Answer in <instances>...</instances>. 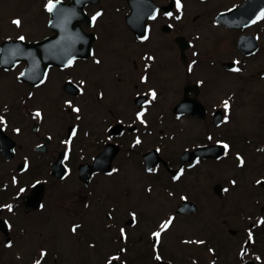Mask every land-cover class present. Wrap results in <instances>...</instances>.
Here are the masks:
<instances>
[{"label":"flooded vegetation","instance_id":"1","mask_svg":"<svg viewBox=\"0 0 264 264\" xmlns=\"http://www.w3.org/2000/svg\"><path fill=\"white\" fill-rule=\"evenodd\" d=\"M246 1L236 0L222 8L220 0H195L200 10L192 17L188 9L190 0H180L181 9H177L176 0H53V3L62 4L60 11L65 18L53 27L52 15L46 10L49 0H41L37 10L45 17L44 26L48 34L38 39L29 38L27 22L22 16L10 18L8 26L14 33H0V55L4 42L19 41V37H24L26 43H44L64 33L62 31L67 32L71 19L72 24H79L77 29L81 33L76 38L78 43L73 45L78 49H88V41L92 40L89 49L93 55L72 60L70 66L51 67L43 83L37 86L18 81L25 88L24 104L29 106L28 109L20 106L25 126L14 125L12 101L0 99V264H16L13 259L29 264H36L38 260L41 264H66L65 254L59 248L57 215L65 214L71 211L70 206H75L60 201L61 193L70 190L74 180L84 189L80 194L83 202L73 216L75 221L68 227V234L79 247L77 253L68 252L72 264H109L110 260L112 264H218L222 259L216 242L219 241L218 233L200 238L185 235V227L181 228L183 231L179 235L174 232L181 217L196 221L203 214L200 195L204 196V181L212 184V193L221 205L215 209V215L220 216L222 209L228 211L232 223L224 220L225 228L240 226L230 229L229 233L239 238L243 234L242 241H238L236 255L230 253L229 261L234 264H264V223H261L264 220V193L259 201H254L256 206L261 205L260 211L254 212L253 193L248 191L244 180L236 173L221 177L215 168L211 169L226 162L230 164L234 159L236 169L246 170L247 156L253 151L247 122L237 126L239 122H236L235 113L237 99L246 101L248 96L255 97L258 93L264 96L262 88L254 89L255 83H264V19H256L243 31L228 28L218 21V18H227ZM263 1L254 0V10L262 8ZM98 12L101 15L93 23L91 18ZM17 19L21 21L20 26L13 24ZM118 22L125 32L124 38H129L126 60L132 62L133 59L140 67L138 83H132L130 92L124 83L127 69H122L123 66L120 65V70L114 71L111 78L102 74L104 66H107V58L102 51L113 50V40L118 36L113 27ZM201 23L233 36L231 57L224 59L216 54L205 64L208 68L219 67L224 77L217 79V83L230 85L233 79L239 82L233 91L220 99L213 97L210 81L199 76V70L204 66L201 64V50L193 39L195 33L188 34L190 28L197 29ZM157 32L160 38H167L162 43L167 51L176 50L188 80L181 86L179 98L171 100L167 107L162 103L167 99L168 91L154 81L158 65L166 69L168 66L163 65L159 53L152 50ZM144 36L148 39H143ZM217 38L220 43L222 36ZM4 63L11 64L12 60L5 59ZM255 66L260 68L255 71ZM26 67V62L15 69L0 67V79L14 76L18 80ZM234 68L240 71H233ZM50 87L57 91L59 113L53 108L49 111L50 108L43 105L42 92ZM109 90L120 94L121 104L110 99ZM153 91L156 93L154 100L151 97ZM226 100L230 105L227 111L224 108ZM74 108L80 111L75 112ZM37 111L41 114L39 117L35 116ZM141 112L144 115L138 118ZM196 122L200 125V132L191 137L187 125ZM73 130L75 136L72 135ZM26 140L31 141L29 145L24 142ZM167 140L175 141L174 146L177 147L170 149ZM224 144L229 147L227 154L223 150L221 155ZM239 144L242 150L235 149ZM256 145L259 146L257 153L264 154V141ZM104 150L107 160L116 156L113 161L115 171L93 172L84 179L81 167L92 166ZM133 164L143 175L138 180L143 184L142 190L147 197H153L154 191L160 189L174 200V204L157 218L151 216L150 219L145 213L139 217V212L134 209L127 220H120L117 216L120 204H110V197L100 189L102 179L131 172ZM177 175L180 178L174 179ZM254 187L264 190V175L259 176ZM129 194V190H124L123 198ZM9 205L11 211L7 207ZM170 218L172 225L161 233L157 243L153 233L161 231V224ZM149 220L150 224H143ZM90 225L99 227V233L104 236H95L97 241L86 237L92 236L83 233L91 230ZM74 226H78L75 232ZM121 229L124 230L123 235ZM82 235H86L85 238ZM199 241L203 243H196ZM9 242L11 247L7 246ZM170 242L178 243V251L182 252L173 249ZM191 244L203 247L213 259L205 262L203 257L184 254L183 249ZM41 252L46 256L41 258Z\"/></svg>","mask_w":264,"mask_h":264},{"label":"rangeland","instance_id":"2","mask_svg":"<svg viewBox=\"0 0 264 264\" xmlns=\"http://www.w3.org/2000/svg\"><path fill=\"white\" fill-rule=\"evenodd\" d=\"M39 1L41 2V0H2L0 3V33H14V31L8 26L9 20L13 16L19 15L23 17L25 22H27L26 30L30 39H38L42 36L47 35L48 31L44 26L45 17L39 15L37 10ZM46 1L47 0H45V2ZM235 1L236 0H220L222 4L220 6L222 8H225ZM188 9L189 14L193 17L198 13L200 7L195 4V0H190ZM191 20H193V18H191ZM196 26L199 25H194L193 27ZM113 29L116 30L118 36L115 40H113L114 47L111 52L108 50L102 51V54L107 58V66H104V71L102 74L105 77L111 78L113 72L116 70L119 71L120 65L123 66L122 69H127V71L124 72L127 75L124 83L129 87L130 92V88L133 87L131 86L133 85L132 83H138L137 78L140 67H138V64H136L133 59L132 62H127L126 60V57L129 54V50L126 48L127 44L129 43V38L127 36L126 38H124L125 32H123L122 25L120 23L116 24ZM189 33H195L193 35V39L196 42V46H198V48L201 50V64L204 63V66L199 70V76L208 79L212 84V91L214 93L213 97L217 96L219 97L218 99H220L221 97L226 96L230 91H233V89H235L236 83L238 85L239 82H237L236 79H230L232 80V83H230V85H227L226 83H217V79L219 80L220 77H224L222 72L220 73L219 67L217 66L214 68H208L205 64H207L209 60H213L216 54L223 56L224 59H226L227 57L230 58L231 55L229 56V53L233 50V36L230 34H225L220 30L215 29L214 26H210L205 23H201V26H199V28L197 29L190 28L188 34ZM156 34L158 36H156V39L152 44V50H154L157 54L159 53L161 63L163 65L167 64L168 66L166 69L162 68L160 64L158 65L156 74L154 75V81H156L158 85L164 86L167 89L168 100L166 99L162 103V106L167 107L169 106V103H171V100L179 98L180 88L183 84L188 82V80L185 79L186 77L184 74V66L182 65L180 60L177 59L176 50L172 51L171 53L167 51L162 44L164 41H167V38H160L158 32ZM218 36H222L220 43L216 41L218 39ZM259 68V66H255L253 67V70L257 71ZM95 77H97L96 74ZM227 80L229 79H225V81ZM255 85L256 87H254V89L262 88L264 90V83L257 82L255 83ZM2 86H4V89L2 88ZM24 89L25 88L20 85L17 78H15L14 76L8 77L6 79H0V99L5 101H12L14 106L13 123L17 126H25V122L22 121L23 115H20V106L25 107V109H28L29 107L28 104H24ZM55 90L51 87L46 89L42 92L41 98L44 99L43 105L47 108H50L49 111H51L53 108L59 113L60 103L58 102V94ZM114 92L116 93V90ZM115 93H113V91H110V99L114 103L121 104L122 100L118 98L120 94ZM237 103L238 107L236 105L235 113V118H237L236 122H239V124L237 123V126L240 127L243 121H246L252 135L250 136V138L253 141V151L250 152L247 156L248 166L246 170L240 171L236 169L237 166L235 160L233 159L230 164L226 162L224 164H221V166H217L218 168L213 166L211 167V169L215 168L221 177L231 176L235 173L236 175H239L248 187V191L253 193L251 194L253 211L259 212L261 205L256 206L254 204V201H259L260 198L263 197L262 193H264V190L262 188H255L254 182L259 178V176H261V174L264 175V154L261 155L257 153V149L259 148V146L256 145L259 141H264V96L258 93L255 97L248 96L246 101L243 99H237ZM22 104H24V106ZM96 122L97 119L94 123ZM187 127L189 129V134H191V137H193L194 134H198V132H200V125L198 122H196L195 124L189 123ZM196 138L197 137H194V140H196ZM24 142L28 144L31 141L26 140ZM174 142H172L171 140H167L166 144L171 145L170 149H173L174 147H177L174 146ZM235 149L242 150V147L239 144V146H236ZM261 164H263V166ZM131 167V172H125L120 176H114L113 178L109 179H102L100 189H102V192L108 194V197H110L111 200L110 204H120V209H118L117 212V216L118 218H120V220H127L129 216H132L131 212L134 209L139 212L137 213L139 217L142 213H145V215L149 218L151 216L157 218L168 208H170L171 204H174V200L169 199V197L166 196L163 190L160 189H156L154 191L153 197H147L145 191L142 190L143 184L140 182V180H138V177L142 178L143 175H140L138 173L137 167H135L134 164L131 165ZM71 185L72 187L70 190H66L61 193L62 198L60 201L66 205L74 204L75 206H70L71 211H66L67 213L65 214L57 215V224L59 226H56V230L59 232L61 240L59 248L65 254L64 262H66V264H72V260L68 256L70 255L68 252L73 251L74 253H77L79 251V247L73 242L70 235L68 234V227L70 223L75 221L73 216L75 212L78 211L79 204L83 202V196H80V194L84 189L76 180H74ZM204 186V196L203 194L200 195L203 214L196 221L193 218L181 217L180 222L177 224L174 232L176 233V235H179L180 232L183 231L181 230V228L185 227V235H187L188 237L200 238H209L211 235H214V232L218 233L219 241L216 242L221 249L222 255V259L218 262V264H234L233 262L229 261V256H231L232 253V255H236L238 250V241H242L243 234L240 238L238 236L234 237L229 233V230L233 228L238 229L240 226H228V229L225 228L223 224L224 220L231 222L229 218L230 216L227 214L228 211L222 209L220 216L217 217L215 215V209L220 208L221 205L219 203V200H217L216 196L212 193V184L210 182L204 181ZM124 190L130 191V194L128 195V197H126V199L123 198ZM165 203L167 205H165ZM69 213H72L71 216H68ZM142 218L145 219V216H143ZM150 223L151 220L143 224L145 225ZM89 227H91V230L87 229L86 232L83 233L92 236L90 237L82 235V237L84 236L85 238L86 236L89 237L90 240L97 241L98 238L95 236H104L102 233H99V227L96 228L91 225ZM243 228L244 226H242L241 230H243ZM176 235L174 234L173 239L176 238ZM170 245L178 253L182 252V250H180L181 252L178 251V248H180L178 243L170 242ZM101 247L103 248L102 242ZM203 249V247H198L195 244H191L188 245L187 248H184L183 251L184 254H188L189 256L203 257L205 262H208L210 258L213 259V257L211 255L209 256ZM13 262H15L16 264L30 263L26 261H17L15 259H13Z\"/></svg>","mask_w":264,"mask_h":264},{"label":"water","instance_id":"3","mask_svg":"<svg viewBox=\"0 0 264 264\" xmlns=\"http://www.w3.org/2000/svg\"><path fill=\"white\" fill-rule=\"evenodd\" d=\"M254 0H249L243 7L238 9V11L232 13L231 20L233 24L240 29H243L246 25H248L251 21H253L258 13L255 14V10L253 7ZM261 11V10H260ZM259 11V12H260ZM62 10L60 11V6H56L54 11L52 12V22L51 26L56 27L59 21L64 20L65 18L62 17ZM253 14V15H252ZM252 15V16H251ZM73 20V19H71ZM67 24V32L62 31L64 33L57 34L56 37L47 40L41 44H25L20 45L13 43L10 45H5L3 48L4 56L5 52L7 54L15 53L18 57V60L21 61L25 59L28 61V68L25 71V75L22 77L24 80L36 85L38 84L44 77L47 69L50 66L54 65H67L69 60L76 59V58H87L91 55V49L89 42L88 49H78L76 48L73 43H78L76 38H79L81 33L78 27V23L72 24L71 21ZM71 28H74L73 30ZM75 28L77 29L76 31ZM23 57V59H22ZM2 58V59H3ZM102 155L98 157L96 160V164L93 167H83V175L84 179H88L86 175H90L93 172L104 170L110 171V166L106 168H102Z\"/></svg>","mask_w":264,"mask_h":264},{"label":"snow or ice","instance_id":"4","mask_svg":"<svg viewBox=\"0 0 264 264\" xmlns=\"http://www.w3.org/2000/svg\"><path fill=\"white\" fill-rule=\"evenodd\" d=\"M176 7H177V9H181L182 8V4H181L180 0H176ZM55 8H56V4L53 3V0H49L48 4L46 5V10L49 13H51V12L54 11ZM100 15H101V13H99V12L96 15H94L91 18L92 22L95 23V21L97 20V18ZM168 15H171V13H169ZM152 18L154 19L155 17L153 16ZM177 18H179V17H177ZM257 19H264V13H261V15ZM253 23H255V21H253ZM13 24H15L16 26H20L21 25V21L18 20V19L17 20H14L13 21ZM19 39L20 40H23L24 37H19ZM143 39L146 40V39H148V37L147 36H144ZM97 63H99V61H97ZM71 64H72V61L69 60L68 61V64L66 66H70ZM233 71H237L238 72V71H240V69L239 68H234ZM23 75H24V73H21V76H23ZM41 83H43V81H41ZM151 97H152L153 100L156 98V93L154 91L151 93ZM69 104H70V102H69ZM229 107H230L229 102L227 100L224 101V108H225L226 111L229 109ZM73 111L79 112L80 109L79 108H74ZM40 115L41 114L38 111L35 113V116L36 117H39ZM143 115H144L143 112L139 113L138 114V118H142ZM226 119H227V117H226ZM141 122H143V121H141ZM75 134H76V132H75V130H73L72 135L75 136ZM69 143H70V141H69ZM136 143L139 144L140 143V140L137 139ZM223 147L225 149V154H227V149H228L229 146L227 144H224ZM65 158H67V157H65ZM243 163L244 162L241 160V164H243ZM113 171H115V170H113ZM149 171H152V169H149ZM182 172H183V169H181V174H182ZM179 178H180L179 175H177L176 177H174V179H179ZM257 183H260V181H258ZM21 191H23V189H21ZM7 207L9 209V211H11V206L9 205ZM133 219H135V214H133ZM172 223H173V220H172V218H170L168 221H166V222H164V223L161 224V226H160L161 231H158V232L153 233V236L156 238L157 243H159V241H160L161 233L164 232V231H166L172 225ZM261 223H264V220H262ZM76 227H78V226H74L73 227V232L76 231ZM121 234L122 235L124 234V230L123 229H121ZM249 239H251V233L249 234ZM196 243H203V241H199V242H196ZM7 246L8 247H11L12 245L9 242V244ZM44 256H46V253L45 252H41V258H43ZM113 259H116V258H113ZM157 259H160V257L157 256ZM36 264H41V261L40 260L36 261ZM109 264H112V261L111 260L109 261Z\"/></svg>","mask_w":264,"mask_h":264}]
</instances>
